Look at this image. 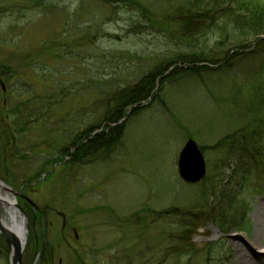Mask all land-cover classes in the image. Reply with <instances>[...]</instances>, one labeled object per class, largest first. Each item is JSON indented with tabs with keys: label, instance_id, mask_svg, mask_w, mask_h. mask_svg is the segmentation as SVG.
Listing matches in <instances>:
<instances>
[{
	"label": "rangeland",
	"instance_id": "1",
	"mask_svg": "<svg viewBox=\"0 0 264 264\" xmlns=\"http://www.w3.org/2000/svg\"><path fill=\"white\" fill-rule=\"evenodd\" d=\"M21 1L0 0V70L12 76L0 90V182L29 188L46 217L28 214L22 264H33L42 246L48 262L37 264H264V45L216 26L225 31L191 50L221 58L235 51L231 44L250 49L224 67L157 79L155 98L128 107L118 122L123 133L112 151L65 167L76 156L68 141L100 122L106 94L189 52V43L170 40L175 25L164 15L174 1L135 0L138 15H152L169 34L135 37L125 34L119 5ZM242 1L264 9V0ZM189 139L206 170L193 185L176 170ZM212 190L232 197L226 212L237 224L224 233L209 215ZM8 257L0 238V264Z\"/></svg>",
	"mask_w": 264,
	"mask_h": 264
},
{
	"label": "trees",
	"instance_id": "2",
	"mask_svg": "<svg viewBox=\"0 0 264 264\" xmlns=\"http://www.w3.org/2000/svg\"><path fill=\"white\" fill-rule=\"evenodd\" d=\"M13 0H10V2ZM100 3L107 5H119V14H124V30L127 36L135 37L143 32L150 30L164 35L168 34L167 25H175L171 41H188L189 52L176 53L167 57L164 63L158 64L155 68L148 71L145 75L134 84L125 86L119 92V88L106 94L102 105L104 109L101 112V120L97 125L90 126L80 134H76L70 139L68 146L76 148V156L70 158V161H64L63 166L72 164L79 165L81 162H91L95 159L96 154L105 151H112L122 136V123H118L125 117L126 110L131 107V112L139 109L142 102L149 98H155L160 86L157 87V79L165 81L169 77L179 78L183 74L196 76L202 71L211 67H224L231 62L232 56H240L245 53L244 49H250L247 43L236 45L231 44V49L235 50L231 55L229 51L223 57L209 55L208 53L192 51L191 47L199 40H204L208 34H216L225 31V29L216 26H229L236 39L247 38L253 39L255 46L264 45V9L257 6L251 7L252 4L242 0H170L176 2L172 15L165 14L168 19L167 25L154 26L155 22L152 15L140 13L138 15L135 0H98ZM23 2L17 0V3L23 7ZM12 4V3H11ZM145 12V11H144ZM137 13V14H135ZM228 20L229 22L218 23V19ZM161 26V28H159ZM158 29V30H157ZM172 35V36H171ZM221 42L218 41V45ZM239 44V45H238ZM222 46V45H221ZM262 47V46H261ZM235 48V49H234ZM168 71V73H167ZM167 73V74H166ZM163 74L164 77H161ZM175 78V79H176ZM98 89V88H97ZM136 106V107H135ZM31 123V121H29ZM102 128V131L93 136L92 133ZM91 137V138H89ZM57 157L54 161L47 164H56ZM219 194V195H218ZM206 202L210 205V213L213 214L215 222L220 233L223 229L233 227L237 221L227 217V209L230 208L232 197L226 191H213L206 197ZM219 208V210H215ZM211 209H213L211 213ZM188 232L190 229L187 230Z\"/></svg>",
	"mask_w": 264,
	"mask_h": 264
},
{
	"label": "water",
	"instance_id": "3",
	"mask_svg": "<svg viewBox=\"0 0 264 264\" xmlns=\"http://www.w3.org/2000/svg\"><path fill=\"white\" fill-rule=\"evenodd\" d=\"M130 112V109L127 111V114ZM100 132V129L93 132L96 134ZM177 174L179 179L186 184H196L199 183L205 176V162L203 156L192 140H187L181 149L178 158H177ZM0 189L6 190L11 193V190L7 188L3 183L0 182ZM31 203L29 200H26ZM11 213L19 216V210L15 201L10 202ZM19 223L22 226V236L19 241L14 234V224L13 222L7 224L2 222L0 219V236L6 242L9 248V264H22L21 263V253L24 247V244L27 239V227L24 220H19Z\"/></svg>",
	"mask_w": 264,
	"mask_h": 264
},
{
	"label": "flooded vegetation",
	"instance_id": "4",
	"mask_svg": "<svg viewBox=\"0 0 264 264\" xmlns=\"http://www.w3.org/2000/svg\"><path fill=\"white\" fill-rule=\"evenodd\" d=\"M11 73L7 70L5 72L1 71L0 70V90H1V93H5L6 92V86H5V79H7V81L10 80L11 78ZM6 104V102L4 103ZM5 112H6V118H13V113L12 111L14 112L15 110L14 109H9L8 106L5 107ZM75 148V147H74ZM28 189L27 187L25 186H21L17 192L15 191H12L11 189V193L7 192L6 190H3V189H0V193L2 195H6V196H9L10 198L12 197H15L16 200L18 201V204H17V207H18V210H19V216L18 218L20 220H24L25 221V224L27 223L28 219H29V213L31 212L34 217L36 216V219L43 222L46 220V217H45V212H43V210H41L39 207H37L29 198H28ZM26 199H29L33 204H34V207L32 205H30V203H28L26 201ZM1 208V207H0ZM2 209V208H1ZM2 213L5 214V211H3L2 209ZM9 224V223H8ZM26 227H27V224H26ZM75 239H77V236H75ZM27 238H28V231H27ZM27 243V241H26ZM6 245V243H5ZM7 247V245H6ZM7 251L9 253V249L7 247ZM23 255V253H22ZM23 258V256H22ZM52 258L53 257H50L49 259V263L50 261H52ZM47 258H44V246H42L41 248V252L38 256V259H36L33 264H37V263H47ZM58 264H61V261H58Z\"/></svg>",
	"mask_w": 264,
	"mask_h": 264
},
{
	"label": "bare ground",
	"instance_id": "5",
	"mask_svg": "<svg viewBox=\"0 0 264 264\" xmlns=\"http://www.w3.org/2000/svg\"><path fill=\"white\" fill-rule=\"evenodd\" d=\"M11 199L9 196H4L0 193V207L3 209V211H5V214H3L2 216V222L5 223H12L14 224V234L16 236V238L20 241L21 240V236H22V226L19 223V218L18 216L14 215L11 213L12 209H10V204ZM11 211H10V210ZM262 250H264V247L260 248ZM245 255L240 256L241 259L245 258Z\"/></svg>",
	"mask_w": 264,
	"mask_h": 264
}]
</instances>
